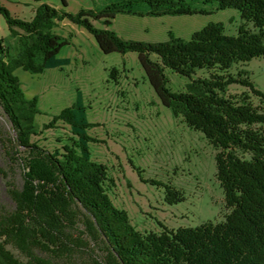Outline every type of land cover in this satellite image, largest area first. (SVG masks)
<instances>
[{
	"label": "trees",
	"instance_id": "16d2710c",
	"mask_svg": "<svg viewBox=\"0 0 264 264\" xmlns=\"http://www.w3.org/2000/svg\"><path fill=\"white\" fill-rule=\"evenodd\" d=\"M140 1L146 9L138 8ZM200 2L215 10L238 9L244 20L238 33L229 35L223 23H210L189 39L170 31L168 40L151 42L127 39L111 28L118 14L211 12L187 0H122L77 13L44 1L29 19L13 15L0 0L13 39L6 45L0 38V107L10 127L2 142L8 158L23 168L22 185L8 190L13 207L0 213V264H27L8 245L19 249L28 264H79L77 254L90 249L102 252L93 264H264V92L245 70L231 72L264 58V0ZM66 19L86 28L104 53H137L162 103L216 148L217 178L229 210L224 220L137 230L114 201L116 181L108 166L93 157L90 143L96 139L89 132L97 123L90 122L81 91L43 125H64L70 134L58 138L62 144L51 149L34 139L44 130L36 123L39 98L27 97L14 72L43 73L70 63L60 56L70 39L55 31ZM168 69L190 79L183 90L169 87ZM234 83L246 90L229 93ZM165 187L168 203L185 200L180 190Z\"/></svg>",
	"mask_w": 264,
	"mask_h": 264
},
{
	"label": "rangeland",
	"instance_id": "374dc122",
	"mask_svg": "<svg viewBox=\"0 0 264 264\" xmlns=\"http://www.w3.org/2000/svg\"><path fill=\"white\" fill-rule=\"evenodd\" d=\"M10 12L29 19L44 1L65 8L71 13L81 9H102L122 0H1ZM194 8H205L209 13L163 15L158 17L118 14L111 28L127 39L166 41L170 31L175 36L189 39L193 32L210 23H223L225 32L236 35L244 22L235 8L215 10L200 0H187ZM147 3L140 1L139 9ZM102 26L100 23H96ZM55 31L70 39L61 53L69 64L33 73L23 68L15 70L27 97L37 96L41 114L36 123L39 129L63 108L74 103L81 91L87 106L90 129L96 140L90 143L93 157L105 163L116 181L114 201L125 209L133 225L140 232L161 231L169 228L197 226L205 222L225 219L224 190L217 178L216 148L203 132L191 129L182 118H176L165 106L150 84L135 52L104 53L94 36L84 27L66 19ZM0 38L6 45L13 41L8 25L0 14ZM116 68L117 72L113 73ZM245 70L257 88L264 92V58L236 65L231 72ZM169 87L183 90L189 78L168 69ZM200 74H206L204 71ZM246 88L239 83L229 86V93L239 95ZM257 105H262L254 97ZM116 124V125H115ZM44 129L34 139L49 148L60 146L69 135L61 123ZM116 127V129L114 128ZM9 124L0 107V213L13 207L9 188L21 186L23 168L6 155L2 142L3 131ZM158 181L153 183L150 181ZM180 190L185 200L170 204L165 200L166 187ZM28 264V258L12 245L7 246ZM99 249L77 254L79 264H93V257L101 256ZM41 256L47 257L44 253ZM61 264H68L61 262Z\"/></svg>",
	"mask_w": 264,
	"mask_h": 264
},
{
	"label": "crops",
	"instance_id": "0c3cea01",
	"mask_svg": "<svg viewBox=\"0 0 264 264\" xmlns=\"http://www.w3.org/2000/svg\"><path fill=\"white\" fill-rule=\"evenodd\" d=\"M34 12H35V11H34ZM33 15H34V14H33ZM31 17H32V16H31ZM31 17H30V18H31ZM115 125H116V124H115ZM114 128L116 129V127H114ZM97 161H98V160H97ZM99 162H100V161H99Z\"/></svg>",
	"mask_w": 264,
	"mask_h": 264
}]
</instances>
